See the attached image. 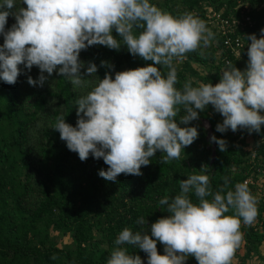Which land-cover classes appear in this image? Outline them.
<instances>
[{
	"label": "clouds",
	"instance_id": "obj_1",
	"mask_svg": "<svg viewBox=\"0 0 264 264\" xmlns=\"http://www.w3.org/2000/svg\"><path fill=\"white\" fill-rule=\"evenodd\" d=\"M21 3L26 8L18 7ZM9 16L15 23L6 31ZM0 36L4 40L0 81L9 85L17 82L23 65L29 71L33 66L40 70L37 80L28 77L30 86H42L47 79L43 73L50 76L57 71L74 88L84 87L91 79L82 78L85 64L79 55L94 45L113 50L124 46L131 55L152 62L117 72L114 79L106 73L91 91L75 99L76 125L58 116L52 128L81 161L90 155L102 158L108 168L98 175L107 181H115L120 174L142 175L141 167L149 165L157 151L163 153L161 163L179 159L181 150L197 139L198 130L178 126L177 117L187 125L209 105L223 117L217 132L247 129L259 133L264 126V29L259 39L255 34L247 37L251 43L245 71L229 61L214 86L194 87L186 80L181 88L176 87V63L187 53L210 46L215 34L193 14L173 16L151 0H0ZM101 66L113 67L103 61ZM97 71V65L89 62L85 75L95 77ZM210 142L226 151L224 139L213 135ZM228 185L225 177L223 185L213 191L206 174L180 181L178 195L158 201L168 215L151 224L150 235L124 228L105 264H144L140 256H131L120 247L125 244L145 252L147 264H185L189 256L198 264H231L242 241L241 223L255 221L258 200L246 181L234 188ZM230 210L234 214L226 215ZM137 223L148 222L141 217ZM157 242L164 245L163 255L158 254Z\"/></svg>",
	"mask_w": 264,
	"mask_h": 264
},
{
	"label": "trees",
	"instance_id": "obj_2",
	"mask_svg": "<svg viewBox=\"0 0 264 264\" xmlns=\"http://www.w3.org/2000/svg\"><path fill=\"white\" fill-rule=\"evenodd\" d=\"M163 1L162 11L177 17L191 13L215 34L210 46L187 53L184 60L176 63L177 88L186 80H191L194 87L198 83L214 86L229 61L237 69L246 70L247 45L251 43L247 37L255 34L260 38L264 7L260 9L258 5L264 6V0H241L242 6L247 5L246 10L239 0ZM151 3L158 7V2L151 0ZM18 7L26 8V5L21 3ZM217 16L237 22L250 17L251 26L243 31L238 26L237 31L225 35L220 23L217 24ZM14 23V17L9 16L5 30ZM113 35L118 38L115 30ZM228 38H239L241 44L236 52L226 46ZM3 42L0 36V45ZM79 60L85 64L81 69L82 78L91 79L84 87L74 88L57 71L50 76L43 73L47 79L42 86H30L28 77L37 80L41 73L36 66L29 71L23 65L19 66L23 71L14 85L0 81V264H105L124 228L150 235L151 224L168 215L158 201L164 196L178 195L179 182L192 174L208 175L213 191L223 185L225 177L229 178L228 188L246 181L255 196L253 181L261 175L264 177V126L259 133H249L247 129L217 132L216 125L222 123V116L211 105L199 112V119L187 125L179 123L177 117L178 126H194L198 130L197 139L181 150L179 159L161 163L163 153L157 151L150 158V164L141 167L142 175L120 174L115 181L100 177L98 172L108 168L103 159L90 155L81 161L77 153L68 150L59 132L52 129L56 118L63 116L67 124L75 126L78 119L75 99L91 91L98 79L102 80L106 73L114 79L117 72L145 67L152 62L131 55L124 46L113 50L102 45L82 50ZM102 61L113 67L101 66ZM89 62L97 65L95 77L85 75ZM199 67L208 73L200 75ZM163 71L166 74L167 69ZM201 120L209 123L212 136L227 142L226 151L221 152L215 142L211 151ZM247 138L253 140L256 148L253 160L246 151ZM190 196L196 203L194 194ZM257 200V223H241L242 241L232 258L242 264L257 256L264 262L261 254L264 198ZM233 214L234 210L226 213ZM141 217L147 220V225L137 223ZM50 232L71 234L72 246L58 247L50 241ZM120 247L127 249L131 256H140L147 264V254L137 246ZM242 248L244 253L240 256L238 251ZM157 251L163 255L164 245L157 242ZM185 264L198 262L189 256Z\"/></svg>",
	"mask_w": 264,
	"mask_h": 264
},
{
	"label": "rangeland",
	"instance_id": "obj_3",
	"mask_svg": "<svg viewBox=\"0 0 264 264\" xmlns=\"http://www.w3.org/2000/svg\"><path fill=\"white\" fill-rule=\"evenodd\" d=\"M154 1L159 3L158 8H160V9L164 8L165 4H164L163 0H154ZM225 1H229V0H225ZM239 3L242 4L241 0H239ZM258 6L260 9H261V7H264L263 4L258 5ZM195 66H197V65H195ZM197 71L200 75H202V74L205 75L207 70L204 67H199ZM207 73H208V71H207ZM198 85H200V84L198 83ZM221 119H222L221 121L223 122V117ZM201 124H202V126H204V128L206 130L207 141L209 143V146H211V148H210L211 151H213L214 150V142H210V137L212 136L210 125H209V123L202 121V120H201ZM246 146H247L246 151L250 153L249 157H251V159L253 160L255 157L256 148H255V145L253 144V140L251 138H247ZM253 182L255 183V192H253V193H255V196L258 199L264 198V177H262V175H261L260 177H257L256 180H254ZM254 223L256 225L257 222L254 221ZM95 238H97V236ZM50 241L55 242L58 245V247H60V248H69L72 246L71 234H69V233L50 232ZM238 253L240 256H242V254L244 253L243 248L239 249ZM261 253L264 254V246L261 248ZM231 264H242V263H240L239 260H237L235 258L231 261ZM247 264H264V262L261 261L260 258H258V256H257V257L250 259L247 262Z\"/></svg>",
	"mask_w": 264,
	"mask_h": 264
},
{
	"label": "built area",
	"instance_id": "obj_4",
	"mask_svg": "<svg viewBox=\"0 0 264 264\" xmlns=\"http://www.w3.org/2000/svg\"><path fill=\"white\" fill-rule=\"evenodd\" d=\"M243 4H240L241 7H244V10H246L247 8V5L244 4V6H242ZM217 24L220 23L221 25V30L223 32V34H227L229 32H235L237 31L238 29V26H240V29L243 31L244 28L246 26H251V18L250 17H246L244 18L245 21L244 22H237L235 21L234 19L231 20V19H224V18H221V16H217ZM226 46L231 49L233 52H236V50H238V48H240V40L239 38H236L235 40L234 39H231V38H228L225 42Z\"/></svg>",
	"mask_w": 264,
	"mask_h": 264
},
{
	"label": "crops",
	"instance_id": "obj_5",
	"mask_svg": "<svg viewBox=\"0 0 264 264\" xmlns=\"http://www.w3.org/2000/svg\"><path fill=\"white\" fill-rule=\"evenodd\" d=\"M261 254H263V253H261ZM264 255V254H263Z\"/></svg>",
	"mask_w": 264,
	"mask_h": 264
}]
</instances>
